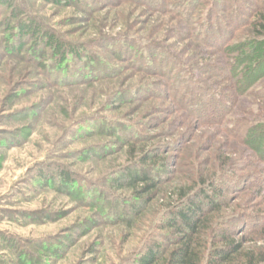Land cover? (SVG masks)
<instances>
[{
    "label": "clouds",
    "instance_id": "9594fccd",
    "mask_svg": "<svg viewBox=\"0 0 264 264\" xmlns=\"http://www.w3.org/2000/svg\"><path fill=\"white\" fill-rule=\"evenodd\" d=\"M155 3L159 9L148 23L163 25L156 35L137 32L139 24L89 30L102 41H134L127 62L140 71L87 109L91 119L65 137L72 143L63 152H86L74 158L72 171L79 177L73 195L60 197L62 206L73 208L81 197L103 198V220L115 225L108 232H120L118 241L110 235L76 240L74 246L96 241L77 259L264 264V0ZM185 45L190 48L181 53ZM169 56L185 68H206H194V77L178 73ZM105 63L112 68L120 61ZM16 200L18 209L49 212L59 204L51 196ZM7 206V198L0 200V207ZM0 215V264H65L72 248L59 254L55 248L68 233L49 238L46 231L49 224L57 231L62 224Z\"/></svg>",
    "mask_w": 264,
    "mask_h": 264
},
{
    "label": "rangeland",
    "instance_id": "374dc122",
    "mask_svg": "<svg viewBox=\"0 0 264 264\" xmlns=\"http://www.w3.org/2000/svg\"><path fill=\"white\" fill-rule=\"evenodd\" d=\"M22 1L28 15L41 23V31L50 35L47 44L55 39L60 44L41 65H35L28 58L31 44L21 48L22 58L11 55L4 48L12 31L5 29L2 21L8 12L0 16V200L7 198L8 201L7 207H0V214L24 216L32 220L54 218V222L63 227L57 231L53 224H49L46 229L49 238L53 234L59 235V232L68 233L58 242L55 252L59 254L66 247L72 248L65 255V264H80L77 256L84 254L81 249L87 245L86 250H93L96 241L74 246L76 240L83 236L110 235L118 241L120 232H108L115 225L103 220V209L106 207L103 198L86 200L81 197L73 208L62 206L60 197L66 193L73 195L72 185L79 177L78 172L72 171L76 163L74 158L78 153L86 152L85 149L63 152L62 147L72 143L65 137H74L84 121L91 119L87 109L95 107L101 97L112 94L113 89L130 84L140 71L134 63L127 62L131 59L129 49L134 46V41L120 43L115 37L102 41L92 36L89 30L96 31L109 25L117 28L121 24L131 28L139 24L136 31H146L151 37L158 34L163 25L153 23L149 27L151 16L159 8L150 5V2L145 6L146 0H76L73 4L59 3L58 0ZM137 9L140 11L137 12ZM76 12L81 15H76ZM189 48L185 45L181 53ZM74 55L78 57L77 61H74ZM173 58L177 62L169 61L174 67L176 64L183 67L176 57ZM113 59L120 61L119 66L108 68L105 61L110 63ZM55 67L59 69L57 72ZM188 70L193 77L196 75L191 67ZM59 71L60 74L64 72L63 76L67 78L58 79L57 83L55 73ZM76 72L84 75L87 72L88 77L76 81ZM91 73L97 77H91ZM37 93L43 95L37 99ZM60 171L70 175L71 185L65 191L58 189L57 184L50 186L47 182L48 179H57ZM49 196L52 201H59L51 212L42 208L14 207L18 202L16 197L30 203L37 197L47 200ZM81 220L83 223H80ZM92 229L100 231L92 233ZM127 243L134 244L131 241ZM96 259L97 264H106L102 256Z\"/></svg>",
    "mask_w": 264,
    "mask_h": 264
},
{
    "label": "trees",
    "instance_id": "16d2710c",
    "mask_svg": "<svg viewBox=\"0 0 264 264\" xmlns=\"http://www.w3.org/2000/svg\"><path fill=\"white\" fill-rule=\"evenodd\" d=\"M59 3H76V0H58ZM21 5H24L23 7ZM150 5L154 6L155 8H159V5L155 3V0H151ZM18 11L21 13L18 14ZM7 13V16L4 17V24L5 29L11 30V34L8 36L6 47L4 48L7 52H9L11 55H17L18 57H23V54H21V48L24 45L31 44V48L28 52V58L32 60V63L35 65H41L43 60L48 59L50 55H52V52L56 51L59 48V42L58 40H54L53 43L46 40L50 37V35H46L43 30L41 31L40 25L41 23L36 21L35 17H31L27 13V8L25 7V4L22 0H0V16L4 13ZM19 18V19H18ZM0 22V24L2 23ZM21 34V35H20ZM50 34V33H48ZM25 38V39H24ZM133 46V44H132ZM14 48H16L14 50ZM49 51V53H47ZM46 56V57H45ZM174 56L167 57L168 61L170 59L171 62H177L173 58ZM74 61L78 60V57L75 55L73 56ZM169 61V62H170ZM170 62V63H171ZM175 68L178 70V73H185L186 75L190 73L188 68H185L184 66H179L178 64L175 65ZM194 68L197 69V71L203 72L206 68V66H198L193 65L191 66V70ZM56 72L59 70L58 67H55ZM59 73V75H58ZM56 74V82L58 79L61 81L63 79H66L67 76H61L60 71ZM62 73V71H61ZM64 73V72H63ZM86 75L81 74L79 72H76L74 74L76 81H81L84 76H87V72H85ZM91 77H93V73H91ZM88 77V76H87ZM97 77V76H94ZM58 83V82H57ZM57 179H48V184L50 186L56 185L58 189H61V191H65V189L70 188L71 185V179L70 175H68L64 171H60L57 175ZM59 179L60 183H57V180Z\"/></svg>",
    "mask_w": 264,
    "mask_h": 264
}]
</instances>
